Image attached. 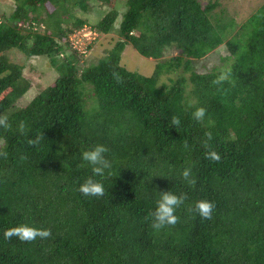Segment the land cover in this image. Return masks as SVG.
I'll return each instance as SVG.
<instances>
[{
    "label": "trees",
    "instance_id": "obj_1",
    "mask_svg": "<svg viewBox=\"0 0 264 264\" xmlns=\"http://www.w3.org/2000/svg\"><path fill=\"white\" fill-rule=\"evenodd\" d=\"M14 4L0 9V264H264V7L237 29L219 0ZM95 7L94 23L75 15ZM89 24L110 37L90 63L72 39ZM129 47L156 61L149 75L124 61ZM12 49L57 74L23 108L34 86ZM96 144L111 168L96 177L104 194L85 196L81 153ZM168 190L183 196L178 220L156 229ZM25 223L50 234L3 237Z\"/></svg>",
    "mask_w": 264,
    "mask_h": 264
},
{
    "label": "rangeland",
    "instance_id": "obj_2",
    "mask_svg": "<svg viewBox=\"0 0 264 264\" xmlns=\"http://www.w3.org/2000/svg\"><path fill=\"white\" fill-rule=\"evenodd\" d=\"M216 1V0H215ZM220 6L217 8L215 13L219 16L221 23L226 25L227 21L232 17L235 19V25L237 29H239L240 25L242 26L252 14L257 13L264 7V0H219ZM15 7L14 0H0V9L2 12L11 13L13 12ZM94 11H90L88 13H76V17L80 19L84 17H91L92 22H96L98 19L97 8H94ZM90 25V24H89ZM94 25V24H93ZM91 26V25H90ZM113 34V33H112ZM83 39L73 37V42L76 45L78 50L86 52L90 56L86 57L88 62H94V54L92 51L94 47L98 46V44L102 43L103 45L108 43V37H100L95 41L94 37ZM114 37H118L117 33L113 34ZM110 38V37H109ZM91 46V49L89 48ZM93 47V48H92ZM103 47L100 48V52H102ZM225 51V52H224ZM223 54H227L224 49ZM8 58L12 63L22 65L24 68V76L33 84L34 88H31L21 99H19L15 106L18 108H23V106L27 105L30 100L41 90L50 86L56 79L57 74L56 70L50 65L48 58L45 57H27L24 53L19 50L12 49L7 53ZM225 56L215 55L212 58L214 64L216 62H220V59ZM124 61L127 62L128 65L134 67L136 70L141 72L144 76L149 75L153 69L154 65H156V61L152 58H146L141 56L137 51H135L132 47H129L124 54ZM169 75L165 76L163 80L167 81Z\"/></svg>",
    "mask_w": 264,
    "mask_h": 264
},
{
    "label": "clouds",
    "instance_id": "obj_3",
    "mask_svg": "<svg viewBox=\"0 0 264 264\" xmlns=\"http://www.w3.org/2000/svg\"><path fill=\"white\" fill-rule=\"evenodd\" d=\"M73 37L76 38H89L94 37L95 41L99 39L98 32L93 30L90 25L77 30ZM72 37V39H73ZM74 40V39H73ZM38 58V57H37ZM225 77L222 75L219 79L223 80ZM218 82V81H217ZM205 109L203 107L196 108L192 112V116L196 120H203L205 117ZM174 123L179 121L173 117ZM108 148L104 144H96L81 153L82 161L92 167V175L88 176L83 183L79 186V191L85 196H101L104 194L105 188L103 183L96 179L97 176H103L106 170L111 168V161L107 158L106 153ZM213 159H219L215 152L211 153ZM185 176L188 172L185 171ZM159 198L156 201V208L152 213V226L160 229L166 225H173L177 222L178 216L176 215L177 208L183 203V196L177 195L171 190L158 192ZM214 204L208 200H198L195 204V211L203 218H211L213 214ZM50 234L48 229L35 227L29 224H19L10 227L3 232L5 239L16 237L20 241H34L37 238L47 237Z\"/></svg>",
    "mask_w": 264,
    "mask_h": 264
}]
</instances>
